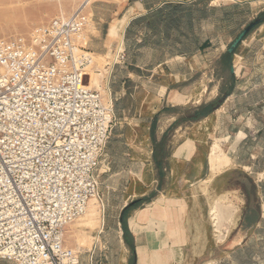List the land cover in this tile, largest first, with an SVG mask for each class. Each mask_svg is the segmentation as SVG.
Segmentation results:
<instances>
[{"label": "crops", "instance_id": "1", "mask_svg": "<svg viewBox=\"0 0 264 264\" xmlns=\"http://www.w3.org/2000/svg\"><path fill=\"white\" fill-rule=\"evenodd\" d=\"M165 3L168 0H134L137 11L130 16L126 5L119 8L117 20L123 21L119 40L125 39L132 24L149 17ZM93 18L97 26L102 25L98 14L94 13ZM106 23L107 41L112 23ZM146 44L139 35L111 82L118 123L98 169L101 201L107 207L104 246L93 255L92 263V254H86L82 264H210L218 259L212 251L216 246V228L211 222L213 202L241 196L249 210L250 195L241 185L243 179L249 178L256 198L264 199V180L260 177L264 170L256 167L258 161L250 158L251 173H236L235 177L227 172L229 166L217 174L210 170L214 144L207 119L219 107L207 115L195 116L210 104L206 100L205 78L201 84L200 60L197 89L191 91V56L201 55L205 48L191 53L179 46L176 54L154 59L153 48L147 49L152 58L143 54ZM240 63H232L233 83L238 82ZM232 95L233 91L223 104L234 99ZM239 146L237 138V151ZM229 159L235 166L243 162L238 154L229 155ZM247 219V213L238 219L240 231L230 240L231 248L246 241L240 238L243 228L264 225L263 213L255 223ZM110 234L116 236L118 251L112 248Z\"/></svg>", "mask_w": 264, "mask_h": 264}, {"label": "built area", "instance_id": "2", "mask_svg": "<svg viewBox=\"0 0 264 264\" xmlns=\"http://www.w3.org/2000/svg\"><path fill=\"white\" fill-rule=\"evenodd\" d=\"M82 8L0 39V260L12 264H81L66 228L101 200L98 169L118 123L111 82L128 53L123 38L104 65L107 95L89 87Z\"/></svg>", "mask_w": 264, "mask_h": 264}, {"label": "rangeland", "instance_id": "3", "mask_svg": "<svg viewBox=\"0 0 264 264\" xmlns=\"http://www.w3.org/2000/svg\"><path fill=\"white\" fill-rule=\"evenodd\" d=\"M85 1L0 0V39L29 37L38 26L56 17L71 16L83 5V14L88 20L85 44L94 57V64L86 74L87 84L107 95L104 65L113 58L115 48L120 42L123 21L117 20L119 8L122 10L126 5L127 16L137 9L134 0H90L88 3ZM183 1L193 7L177 11L167 22L161 19L166 13L163 12L161 15L158 11L136 21L131 26L128 44L133 47L138 36L142 35L143 41L147 43L143 54L148 55L147 58H152L149 56L151 52L147 49L153 48L155 50L153 58L158 59L167 54H176L179 46L183 48L181 40L185 41L186 48H190L191 51L208 41L209 44L201 55L191 56L193 76L191 91L197 89L195 88L198 85L197 61L200 60L201 84L205 78L207 85L206 100L219 107V110L216 109L207 119L209 132H212L211 143L214 144L209 158L210 170L217 174L229 166L227 172L233 177L245 172L251 173L248 167L250 158L258 161L257 168L264 170V22L246 36L234 54L233 65L238 66L241 62L238 75L236 74L237 83H233L229 67L224 66L221 61L222 55L233 40L251 21L260 17L264 20V0H168L167 4H180ZM94 13L98 14L101 26H97L93 18ZM180 15L184 18L179 19ZM106 22L112 23L107 41L106 33L109 26ZM153 25H157L158 33H152ZM180 33H184L185 36L180 37ZM229 89L233 91L234 99L223 104L226 100L223 98ZM237 138L239 151L235 148ZM237 154L240 161H243L240 166L230 163L229 155L235 157ZM260 177L264 180V174ZM249 180L243 179L241 183L243 189L250 195L249 210L246 211L247 205L243 204L241 196L223 197L212 203L211 222L216 228V246L212 251L214 257L218 259L208 260L211 261L210 264H264V225L250 230L243 228L241 230L243 236L240 238L245 237L246 241L237 247H230V240L237 231H240L237 225L241 214H248V223H255L262 213L264 214V199L256 198V189ZM95 204L97 212L89 207L86 213L67 226L65 232V244L79 252L81 262L94 247V235L101 228L104 216H107V207L104 208V203L96 199L93 205ZM110 238L112 248L118 251L116 236L110 234ZM221 255L222 259L219 258ZM0 264L10 263L0 260Z\"/></svg>", "mask_w": 264, "mask_h": 264}, {"label": "trees", "instance_id": "4", "mask_svg": "<svg viewBox=\"0 0 264 264\" xmlns=\"http://www.w3.org/2000/svg\"><path fill=\"white\" fill-rule=\"evenodd\" d=\"M192 7L193 6L191 4H186L185 2L180 3V4H166L161 9L158 10V13L161 14V15H163L162 14L163 12L166 13L164 16H161V19H162L163 22H167L169 20V18L171 17V15L175 14L177 11H179V10L183 11L185 9L192 8ZM178 18L179 19L180 18H184V16L183 15H180ZM152 28L154 30V31H152V33H154V32L155 33H158L159 30H158L157 25H153ZM130 30H131V27L128 29V31L126 33V36H125V44H126V49H127L128 57H129V48H130V46L128 44V36H129ZM179 36L182 37V36H185V34L184 33H180ZM180 42L183 45V49L185 51H190L191 53L194 52L195 50H197L198 48L204 49L209 44L208 41H205L204 43L199 44L193 51H191L190 48H186V45H185V41L184 40H181ZM235 52L232 53V54H228L227 52H225L222 55V57H221L222 64L224 66L229 67V69H230V76L232 77V79H233L234 74L231 71V67H232V60H233V57H234ZM227 93L230 95L232 93L231 89H229L227 91ZM216 107L217 106L215 105V103H210V104H208L206 110L205 111H201L199 115H207V114L210 113L211 110L215 109ZM123 229H124L125 232H127V226H126L125 223H123Z\"/></svg>", "mask_w": 264, "mask_h": 264}, {"label": "water", "instance_id": "5", "mask_svg": "<svg viewBox=\"0 0 264 264\" xmlns=\"http://www.w3.org/2000/svg\"><path fill=\"white\" fill-rule=\"evenodd\" d=\"M264 22L263 18H256L255 20L251 21L239 34L238 36L233 40L231 45L228 47L226 52L228 54L234 53L239 45L243 42V40L246 38L247 35H249L254 28H256L258 25L262 24ZM232 73H234V68L231 69ZM229 96L228 93L225 94L224 99H226Z\"/></svg>", "mask_w": 264, "mask_h": 264}, {"label": "bare ground", "instance_id": "6", "mask_svg": "<svg viewBox=\"0 0 264 264\" xmlns=\"http://www.w3.org/2000/svg\"><path fill=\"white\" fill-rule=\"evenodd\" d=\"M89 1H90V0H86L85 3H88ZM85 78H86V76H85ZM86 84H87V80H86ZM87 85H88V84H87ZM88 86L91 87L90 85H88ZM95 200H96V199H95ZM95 200L93 199V200L90 201V203H89V205H88V208H89V207H92V210H93L94 212H97V209H98V208L96 207L97 205H96V204L93 205V203H94ZM88 208H87V209H88ZM92 210L90 209V211H92ZM86 212H87V211H86ZM176 253H177V252H176Z\"/></svg>", "mask_w": 264, "mask_h": 264}]
</instances>
